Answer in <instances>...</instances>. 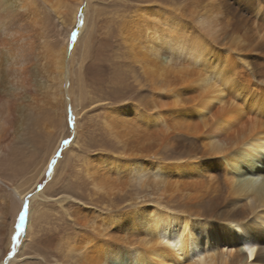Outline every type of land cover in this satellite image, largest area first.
I'll return each mask as SVG.
<instances>
[{
  "label": "bare ground",
  "instance_id": "6f19581e",
  "mask_svg": "<svg viewBox=\"0 0 264 264\" xmlns=\"http://www.w3.org/2000/svg\"><path fill=\"white\" fill-rule=\"evenodd\" d=\"M48 1L42 0L45 4ZM81 1L75 0L68 7L70 22L76 25L75 33L79 36L86 28L88 7L85 5V12L77 16ZM213 1L218 3V11L221 4L231 8L227 15L222 13L224 30L235 28L242 32L230 38V43H223L218 60L212 59L215 66L207 60L216 53L212 47L218 31H214L216 23L209 13V2ZM243 1L245 5L241 6ZM196 3L199 7L203 4L204 11L193 17L200 26L198 32L184 31L186 24L176 14L178 11L158 4L141 9L144 14L140 13L131 25L127 23L131 30L125 29L127 56L142 73L152 95H143L137 102L109 112L105 128L122 142L125 151L120 156L129 151L126 141L133 138L139 139L142 148L153 150L158 146L159 150L151 156L143 155L154 162H145L137 154L130 155L137 158L127 162L112 156L100 161L99 156L86 173L96 193L107 202L114 197L124 200L128 177L140 181L144 188L164 194L168 192L165 181L174 177L181 182V188L176 183L168 197L169 202L174 196L178 202L167 208L159 201L136 202L131 198L123 211L115 209L114 204L111 208L107 205L113 215L99 217L96 210L84 208L72 194L44 196L41 192L43 200L53 199L59 205L68 200L78 203L73 204L75 210L68 214L72 224L63 223L51 235L52 241L58 237L54 244L57 251H49V255L37 248L41 238L32 230V216L28 212L19 245V253L26 247L33 254L26 258L28 264H37L39 260L38 264H51L50 261L52 264H264V99L257 98L254 91L257 84L264 89V0H196ZM35 14L36 7L29 0H0V163L16 152L15 141L27 117V111L17 110L16 98L21 95L28 101L25 109L37 108L38 103L57 101V93L63 94L69 83L66 45L51 52L41 41L42 33L34 31ZM22 23L27 26L25 31L20 30ZM234 57L240 58L237 63ZM178 60L185 62L187 70L176 67ZM236 66L248 72L250 88L248 83L233 82L235 73L228 68ZM226 70L228 75L223 78ZM164 74L169 77L182 74L178 81L181 91H172L169 104L172 124L166 122L155 105L159 90L172 85L165 82ZM50 80L56 89L48 87ZM221 80L222 86H217ZM223 88L228 90L225 95ZM34 96L39 98L36 100ZM34 100L36 104H32ZM52 108L57 111L58 105L52 104ZM163 146L171 149L172 158L182 166L177 163L166 167L159 156ZM49 154L50 150L43 156L48 158ZM44 157L38 162L34 180L48 170V159ZM201 171L206 175V186L191 185ZM34 180L33 185L37 182ZM31 187L30 183L14 186V198L22 200ZM145 204H153L155 208L152 210ZM0 206V228H3L9 208L5 196ZM21 257L22 254L14 256L9 264H19Z\"/></svg>",
  "mask_w": 264,
  "mask_h": 264
},
{
  "label": "rangeland",
  "instance_id": "374dc122",
  "mask_svg": "<svg viewBox=\"0 0 264 264\" xmlns=\"http://www.w3.org/2000/svg\"><path fill=\"white\" fill-rule=\"evenodd\" d=\"M29 1L34 3L36 7L34 31L42 33L43 39L41 41L45 42V45H47L51 52H55L63 45H66L68 55L66 57L67 67L70 75L69 83L64 86L65 90L62 92L63 94H58L56 91L57 101L55 102L51 101L47 105L38 103L37 108L36 106H30L32 109H25L26 107L23 106L28 101L22 98L21 95L16 98L20 100L16 101L18 102L17 110L23 109L27 111V117L23 122L18 139L15 141V147H18L14 148L16 152L12 155L10 154V157L4 158L5 160H2L3 163H0V201L5 196L9 202V208L5 216V226L0 228L4 251L0 253V264H9L11 258L21 254L22 257L19 264L25 262L28 264L29 261L26 258L28 255H33L31 250L26 247L19 253L24 224L19 228L21 234L15 244H13L11 239L16 234L19 224V214L24 210L23 206L25 204L28 205L26 216L28 212L29 217L32 216V230L36 231L41 238V243L38 244L39 247L37 246V248L44 255H49L52 250L57 251V247L54 244L58 237L52 241L51 235L63 223L72 224L68 214L75 210L73 204H77L78 202L68 200L67 203L59 205L53 199L43 200L41 192H43L44 196L72 194L73 197L78 198L79 204L84 206V208L90 207L96 210L99 213V217L109 216L111 213L113 215V212L107 210L109 209L107 205L111 208L114 204L113 207H116L115 209L123 211L131 198H134L136 202L143 201L144 199L159 201L167 208L178 202L174 198L175 196L172 197L170 202V197H168L172 192L171 188L176 183L181 188V182L174 177L168 176L172 179L165 181L168 188V192L165 194L161 193V191L155 192L151 188H144L140 181L128 177L124 186V200L122 201L114 197L107 202L102 195L96 193L91 178L86 173L89 165L95 164L100 159L108 160L110 156L127 162L130 159L137 158L129 157L130 155L134 156L137 154L139 156L142 155L141 157L145 162H154V159L144 158L143 155L147 154L149 156L150 154L151 156L153 152L159 150L158 146L154 147L153 150L150 147L142 148L138 145L139 139L136 142L135 139L137 138H133L129 142L126 141L129 151L127 150L123 156H120L125 151L122 142L119 143L114 134L105 128V121L109 112L131 101L135 102L136 100L137 102L143 95H152L149 86L144 82L142 73L135 64L131 63L127 56L126 43L123 39L126 36L125 29L131 30L128 26L136 18L140 17V13L144 14L141 9L144 10L151 5L158 4L165 8H174L173 10H176L175 13L178 11L179 13L177 12L176 14L181 15L186 24L184 31H193L194 33L200 30V26L194 23L193 17L197 13L202 14L204 12L201 8L203 4L199 7L196 0H80L81 2L77 7V16L84 11L85 5H88L86 8V28L81 36L76 34L73 37L72 34L76 32V25L70 22V12H68L70 8L68 7L75 0H49L48 2L50 3L47 2L46 4L42 0ZM240 4L241 6L245 5L244 1L240 2ZM217 5V2L213 1L212 4L209 2V13L212 14L210 16L213 22L216 23L214 31H218L216 32V43L212 47L216 53H212L207 59L211 66H215V64H211L212 59L218 60L217 55L221 51L223 43H230V38L242 34L241 31H235V28L224 30L222 16L227 15V11L231 10V8L230 6L221 4L218 11ZM209 7H207L208 10ZM222 13L226 14L222 15ZM23 23V27L20 30L25 31L27 26H24ZM220 31H224V33ZM221 33L225 35V38H222L223 35L221 37ZM210 37L208 36L210 40H213ZM237 59L240 58L234 57L235 63H237ZM256 64H259L258 57ZM176 67H182L183 71L187 70L186 64L183 61L179 62L178 60ZM228 69L235 73L233 82L239 85L241 82L248 83L249 88L251 87L252 82L249 81L250 77L244 68L238 69L236 66L233 68L234 70L232 68ZM205 71L208 73L211 70ZM173 75V77H169L168 74L166 76L165 74L163 75L166 80L165 82L170 81L172 85L168 87V84L166 88L164 86L159 90V96L155 103L156 110H161L160 113L163 118L170 124H172V117L170 118L169 114L171 111L168 109L171 108L169 104L172 102V91L180 90L178 81L182 78V74ZM222 75L224 76L223 78H226L228 75L227 70ZM222 83L221 80L216 85L222 86ZM144 84L146 85L145 87ZM48 87L54 90L57 86L50 80ZM66 89H68V92ZM218 89H221V87H218ZM254 89L257 94L256 97L264 99V89H261L258 84ZM227 91L224 90L222 95H225ZM34 98L37 100L39 97L34 96ZM167 102L169 103L166 106ZM215 102L216 100L213 101V104ZM36 103L37 101L35 102V100L32 102V104ZM55 103L58 105L57 111L52 108V104ZM69 117L72 118L71 123H69ZM65 140L69 143L65 144ZM49 150L50 154L47 158ZM43 155H46L45 157L48 159L46 162L48 170L41 175L39 180H34L36 167H39L40 163L38 162L43 159ZM159 156H162L164 159L166 167L169 164L175 165L177 163L178 166H182L178 162L179 160L176 162L172 158L171 149L164 146L161 147ZM167 156L171 157L168 159ZM97 157H99L98 160ZM181 158L184 159L185 156ZM7 162L9 164L5 165L4 163ZM50 164L53 165L51 169L49 168ZM183 165L189 168L192 167L190 164ZM12 171H16L15 174ZM89 171L90 173L93 172L92 169ZM193 179L192 183L189 181L191 185L203 184L206 186L207 184L206 175L202 171L201 175H195ZM33 180L37 181L34 185ZM27 183L31 184V191L27 192L25 197L18 201L14 198L12 189L19 184L27 186ZM37 193L41 196L32 198ZM144 206L152 210L155 208L153 204H145ZM1 209L2 207L0 206ZM49 238L51 239L50 242L47 241ZM51 259L54 260L53 257ZM39 261L37 262L39 263ZM50 263L52 264L51 261Z\"/></svg>",
  "mask_w": 264,
  "mask_h": 264
},
{
  "label": "snow or ice",
  "instance_id": "6c2138e0",
  "mask_svg": "<svg viewBox=\"0 0 264 264\" xmlns=\"http://www.w3.org/2000/svg\"><path fill=\"white\" fill-rule=\"evenodd\" d=\"M72 35H73V37H75V36H76V33H73ZM71 122H72V118L69 117V123H71ZM64 143L67 144V143H69V142H68L67 140H65ZM52 167H53V165L50 164V165H49V168L51 169ZM23 208H24V210H22V211L20 212V214H19V224H18V226H17L16 234H15L14 236H12V238H11L13 244H15L16 240L19 238V236H20V234H21L20 231H19V228H20V226H22V225L24 224V222H25V216H26V213H27L28 205L25 204V205L23 206Z\"/></svg>",
  "mask_w": 264,
  "mask_h": 264
}]
</instances>
